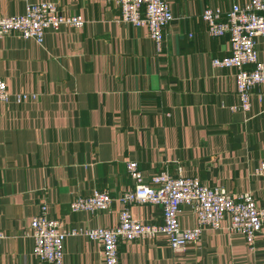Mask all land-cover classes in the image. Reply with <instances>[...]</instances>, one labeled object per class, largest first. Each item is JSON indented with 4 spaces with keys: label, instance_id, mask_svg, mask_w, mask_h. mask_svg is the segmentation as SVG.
<instances>
[{
    "label": "crops",
    "instance_id": "obj_1",
    "mask_svg": "<svg viewBox=\"0 0 264 264\" xmlns=\"http://www.w3.org/2000/svg\"><path fill=\"white\" fill-rule=\"evenodd\" d=\"M48 2L85 23L47 29L41 43L0 37V80L11 96L35 101L0 103V264H35L30 221L43 204L46 217L84 231L115 227L117 198L132 188L126 163L142 181L165 170L211 188L250 194L264 210V178L253 171L264 160V86L252 91L250 111L238 105L234 71L211 67L230 51L227 36L210 37L204 8L229 9L248 0H167L173 18L157 52L147 28L117 22L114 0H0V15H18L25 4ZM264 63V35L257 36ZM107 191L108 211L69 213L73 197ZM132 219L161 224L155 205H133ZM179 228L195 214L181 207ZM203 228L200 242L181 254L165 237L120 242L119 264H264V224L250 252L240 234ZM61 264H103L96 242L67 236Z\"/></svg>",
    "mask_w": 264,
    "mask_h": 264
},
{
    "label": "built area",
    "instance_id": "obj_2",
    "mask_svg": "<svg viewBox=\"0 0 264 264\" xmlns=\"http://www.w3.org/2000/svg\"><path fill=\"white\" fill-rule=\"evenodd\" d=\"M120 11L119 23L147 28L148 36L157 52L163 48L164 28L173 18L167 0H114ZM201 20L210 37L227 36L230 51L225 58H214L211 67L233 70L238 105L232 110L248 113L252 91L264 86V63L257 59L255 38L264 35V0H248L243 5L233 4L229 9L204 8ZM85 20L79 15L62 13L57 5L48 2L28 3L18 15H0V37L17 35L41 43L43 33L60 27L76 29ZM35 94L9 95L0 80V103L18 105L35 101ZM126 172L132 188L123 192L117 201L121 205L115 227L76 231L64 228L56 219L46 217V207H38L27 228L35 264H61L62 243L67 236L85 237L96 242L103 253V264H119L120 242L151 241L163 235L167 247L181 254L188 246L200 242L202 229L219 230L220 222L229 218L228 232L240 234L247 249L255 250V240L264 224V210L257 207L250 194H231L222 187H209L199 180L170 175L162 170L142 181L138 164L126 163ZM255 177L264 178V160L253 171ZM113 199L104 190L93 191L88 196H76L68 204L69 213L90 214L108 211ZM152 204L160 208L161 224H144L132 219L129 209L133 205ZM188 205L196 217L193 228L181 229L178 216L182 206ZM4 236L0 232V240Z\"/></svg>",
    "mask_w": 264,
    "mask_h": 264
}]
</instances>
